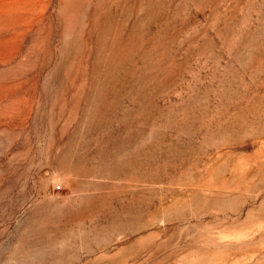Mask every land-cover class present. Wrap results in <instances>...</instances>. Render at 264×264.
I'll list each match as a JSON object with an SVG mask.
<instances>
[{
    "label": "rangeland",
    "instance_id": "rangeland-1",
    "mask_svg": "<svg viewBox=\"0 0 264 264\" xmlns=\"http://www.w3.org/2000/svg\"><path fill=\"white\" fill-rule=\"evenodd\" d=\"M0 264H264V0H0Z\"/></svg>",
    "mask_w": 264,
    "mask_h": 264
}]
</instances>
